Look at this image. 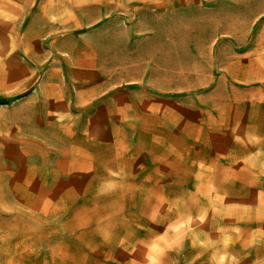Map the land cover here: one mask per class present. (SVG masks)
I'll use <instances>...</instances> for the list:
<instances>
[{"label": "rangeland", "instance_id": "obj_1", "mask_svg": "<svg viewBox=\"0 0 264 264\" xmlns=\"http://www.w3.org/2000/svg\"><path fill=\"white\" fill-rule=\"evenodd\" d=\"M263 24L264 0H0V264H264V147L196 94ZM164 92L204 128L152 114Z\"/></svg>", "mask_w": 264, "mask_h": 264}, {"label": "crops", "instance_id": "obj_2", "mask_svg": "<svg viewBox=\"0 0 264 264\" xmlns=\"http://www.w3.org/2000/svg\"><path fill=\"white\" fill-rule=\"evenodd\" d=\"M18 1L22 2V0ZM67 16L72 17V73L73 76H75V80L82 83L85 82V85L76 89V93L80 94L83 89L92 90L94 82V80L88 78L89 75L87 76V74L82 72L83 67L89 72H92L91 70H93V66L95 65L93 54L90 51L87 53L86 50L87 47L88 50H90L92 44L87 45V42L85 44L83 42L85 32L82 33L78 29L79 25L75 19L76 13L73 4L72 9H70V14ZM56 18L57 22L53 23L52 27H59L64 25L67 21L66 19H62L64 16H57ZM255 33L261 35L259 37L255 36L250 44H248V46L246 45V47L239 52H237L235 47V49L229 52L226 60L223 62V75H225V80L227 79L226 81L228 82L227 91H224L222 95L220 92V81L224 79L221 80L220 75L218 76L214 74L211 88L198 90L196 91V94L197 97L200 98L209 97L212 99L210 102L211 105L208 109L212 113L218 115L216 118L218 119L216 120L218 123L217 125L221 123L222 119L225 122L227 121L229 128L228 135L231 139H233L238 133L245 137L247 131H252L260 139L261 145L264 147V24L261 25L260 31H256ZM215 40L213 41V44L216 45L217 42ZM82 46H85V51L77 53ZM220 46L221 45H218V47ZM221 64L222 63L219 62L218 66H221ZM216 71L220 73L222 72L220 71V68L216 69ZM154 94L155 96L151 94L152 99L150 101L152 114L161 119L163 117L162 113H164V121L167 127H170L169 124H176L181 121L186 124L190 123L193 126L195 125L198 129L204 128V104L199 105V103H197L194 108H188L186 107L188 105L176 101L174 99L175 96L171 95V98H169L168 92L158 93L162 94L161 96L156 93ZM87 95L88 94H86L84 102H86L91 96L89 95L87 97ZM157 95L160 98V104L158 103ZM222 97H224V99H222ZM170 100H172V107H174L171 111L160 107L161 104H165L167 107L166 104H169ZM177 111L182 113L185 112L187 114L184 113L183 118L181 114L177 115ZM226 111L228 116L221 118V114H226ZM169 113H171L170 116ZM212 128L215 129L216 126ZM239 148L240 149H238L237 152L240 155L248 151L247 144H245L244 147L240 146Z\"/></svg>", "mask_w": 264, "mask_h": 264}, {"label": "bare ground", "instance_id": "obj_3", "mask_svg": "<svg viewBox=\"0 0 264 264\" xmlns=\"http://www.w3.org/2000/svg\"><path fill=\"white\" fill-rule=\"evenodd\" d=\"M53 94V93H52ZM52 96V95H51ZM53 211V210H52ZM52 216V215H51ZM58 216V215H57ZM98 223V222H97ZM100 226V225H99ZM102 227V226H101ZM101 227H99V228H101ZM104 227V226H103ZM86 229V228H85ZM103 229V228H102ZM101 231V230H100ZM104 231V230H103ZM99 233V232H98ZM99 234H102V232L101 233H99ZM104 235V234H103ZM112 237V236H111ZM45 250V249H44ZM56 250V249H55ZM111 250V249H110ZM94 251V250H93ZM58 252V251H57ZM54 253V252H53ZM59 253V252H58ZM100 253V252H99ZM43 254V253H42ZM59 256V255H58ZM60 257V256H59ZM100 257V256H99ZM60 260V259H59Z\"/></svg>", "mask_w": 264, "mask_h": 264}]
</instances>
